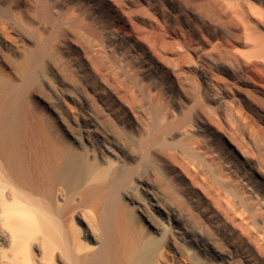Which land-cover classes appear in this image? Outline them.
I'll return each mask as SVG.
<instances>
[{"label": "bare ground", "instance_id": "1", "mask_svg": "<svg viewBox=\"0 0 264 264\" xmlns=\"http://www.w3.org/2000/svg\"><path fill=\"white\" fill-rule=\"evenodd\" d=\"M48 2L0 0L5 27L30 29L10 57L0 50V264H174L167 243L195 249L180 247L174 256L182 264H263L247 245L223 252L189 233L148 176L162 161L186 178L175 159L183 156L188 168L215 183L217 202L237 209L243 225H218L219 233L238 239L251 230L264 238V0ZM62 25L86 36L97 37L98 29L112 34L140 69L134 82L151 122L122 130L128 148L114 136L118 129L72 113L74 126L55 108L56 101L77 100L41 79L54 44L45 27L55 36ZM102 46L108 56L116 47ZM123 61L114 66L126 73ZM43 86L51 100L40 94ZM198 211L214 224L204 206Z\"/></svg>", "mask_w": 264, "mask_h": 264}, {"label": "rangeland", "instance_id": "2", "mask_svg": "<svg viewBox=\"0 0 264 264\" xmlns=\"http://www.w3.org/2000/svg\"><path fill=\"white\" fill-rule=\"evenodd\" d=\"M12 1L15 2L18 0H12ZM48 1L53 3V0H48ZM64 1L69 2L70 0H64ZM49 2H48V5H52ZM26 6L27 5H24V6H21L23 8H21V7L20 8L24 13L27 14L30 11V8L27 6L28 9L26 11ZM78 10L83 11L80 8H78ZM132 12H134V11H132ZM29 13L27 14L28 18L26 17L25 19L27 20L28 23L31 24L32 19L29 20L30 19ZM86 14H87V12H86ZM3 20L6 22L5 19H3ZM0 24L3 27L2 28L0 25V50L4 49L3 52L5 53V56L8 58V56L10 57L11 53H14V51L12 49H14V48L17 49L18 44L20 45V43L22 44L23 42L26 43V41H23L25 39H23L21 36L22 35L25 37L30 36V31H29L30 29H28L30 26H28V28H26L28 30H25L23 28L22 29L19 28V30L21 31V34H20L19 32L15 31L11 25H8L6 23L7 27H5L2 22H0ZM59 26L61 27V25H59ZM60 27H59V29H57L59 32H57V33L55 32V36L53 34L54 32L52 33V31H54V29L51 30V28L49 26L45 27V29H47V31H46V33L45 32L44 33L46 34V36H49V35L51 36V38L48 37L49 38L48 40L51 41L50 43H52V44L54 43V44L53 45L50 44V48H48L49 51L47 50L48 52H46V58L44 57L45 61L43 60L44 63L42 64V67L40 68V72L42 75L41 74L40 75H41V79L50 78L51 80L55 81L58 85L59 91L65 92V93H71V94L76 96L77 100L71 101V100L67 99L64 102H60V103H58L56 101L57 104L54 103L55 108L57 109V111H59L61 113L63 118H65L68 122H70V124H72L74 126H75V121L73 122V119L70 118V117H72L70 115L72 113H75L77 115L79 114L80 116H84L87 118L93 117V119L95 120V122L99 126H102V125H103V127H111L112 126L111 128L118 129L119 130V132L117 131L118 134L115 133L114 136L118 140L124 142V144L127 141L125 144V146H127V143L129 141H128V139H126L127 137L125 138L124 135H126V134H124V132L122 130L123 129L129 130L131 128L133 129V128L137 127L138 124L141 125V124L151 122L149 120L150 114L152 113V112L150 113L151 109H150L149 105L146 102H144V96L142 97L140 88H138V85L134 82V80H136L137 78L139 79V76H140V78L142 76L140 69L137 67V64L135 63V61L130 59V55H129L128 51L125 49L124 45L122 44L120 46V43L118 41H116V38L112 34L107 35L104 32V30L98 29L99 32L97 30L98 34H96L97 37H94V35L92 37V35H90V34H88L89 36L88 35L86 36L85 34H87V33L84 32L85 34H83L81 30H80L81 32L76 30V29H78V27H76V29H74V26H72V27L70 26L72 28V29H70V27L67 28L68 26L66 27V25H62V28H61L62 30L60 29ZM48 29H50V31H48ZM73 29H74V31H73ZM1 30H4V31L2 32ZM100 30L102 33L100 32ZM60 31L63 34H61ZM24 32H28L29 36L25 35L26 33H24ZM18 33L20 34V36ZM104 33L106 34V36ZM92 42H93V45H92ZM116 42L118 43V45ZM14 43H15V45H13ZM110 43L112 44V46H114L116 43V45H115L116 47L114 46L115 47L114 53H112L111 55L108 56V54H105L103 52L104 47L102 45L105 46V45H108ZM10 44H11V46H10ZM60 44H62V45H60ZM73 44L77 45L81 49V51H80V53H78V55H74L72 53L71 46ZM56 47H57V49H56ZM119 52H120V54H119ZM101 54H103V55H101ZM105 56L106 57L108 56V57L106 58ZM120 58L124 60L123 62L126 61L125 63L128 65V69H127L128 72H126V73L115 69V67H116V66H114L115 61L117 59H120ZM110 59L113 62H110ZM61 60H62V62H61ZM46 63H48V64H46ZM107 63L109 65H107ZM63 64H65V66ZM66 64H67V66H66ZM68 65L71 67H69ZM58 67H60V68H58ZM107 68H109L108 73H107V70H108ZM41 69L45 72L41 71ZM69 69H71V70H69ZM77 69L79 70V72ZM131 69H133L134 71ZM137 69H139V70H137ZM63 70H66V71H63ZM132 72H133V74H132ZM135 73H137V74H135ZM128 76H130V77L133 76L132 80H131L132 83L130 81V77H128ZM126 77L129 79H127ZM61 78L64 80H62ZM72 81H74V82H72ZM127 81H129V82H127ZM161 91L162 92H160V93L163 95V93H164L163 89ZM39 92L41 95H43V97L51 100V94L45 86L40 87ZM133 92H135V93H133ZM140 95H141V97H140ZM140 101H141V103H140ZM143 102H144V104H143ZM143 105H144V107H143ZM149 109H150V111H149ZM108 110L112 111L114 113V115L115 114L116 115L113 116L112 114L109 113ZM116 110H117V112H116ZM143 110H146V111H143ZM104 112L105 113L107 112L108 114L107 113L105 114ZM147 113H148V115H147ZM69 115H70V117H69ZM117 117L119 118V121H118ZM132 118H133V120H132ZM146 120H149V121H146ZM142 121H144V122L142 123ZM77 122L80 123L79 121H77ZM120 129H121V132L123 134L120 133ZM121 136H122V138H121ZM130 145L128 143L127 148ZM165 146H167V145L165 144ZM165 146H163L164 149H165ZM175 159H176L177 165L179 167L181 165L180 170L182 171V173L186 174V176L188 178L187 177L185 178L184 176L182 177V176H179L178 174L172 173L175 171H172V169L170 171V169H168V167L166 165H164V163H162V161L158 162V164L156 166V168L158 170H161V171H157V169L154 168L153 172H152L153 174H150L151 176L150 175L148 176L149 182H151L153 190H154L156 196L158 197V199L161 201V203L163 205H165L167 208L171 209L183 221V223L186 224L185 227L189 233H194V232L201 233L205 237L204 239L208 240V241L210 240L211 242L210 241L209 242L217 250H220L223 252L230 251V252H233V254H235V253H237V251L239 250L240 247L244 246V248H246V245H247V248L248 247L250 248V249L248 248L249 252L250 253L252 252V254L253 253L255 254V252L256 253L258 252L260 254V257H261V263L264 262V238L260 239L259 236L256 235L258 237L257 238L256 236H254L255 233L251 232V230L249 231V234L246 233L247 231H244V234H241L242 236L243 235L244 236L242 237L240 235V237H238V239L228 238L224 235H221L218 231V225H220V226L227 225V226H232L233 228H236V227L243 225L241 220H239L240 218H239L238 212L233 211V210H237V209H235V208L233 209L232 206L230 209V207H228V205H226L224 203L217 202V200L215 198L216 193L214 191L215 190L214 188H216V187L213 186V185H215V183L213 181L211 182V180H209L208 178H206L204 176H198L190 167L188 168V166L186 165V161L184 160L183 156L177 157ZM183 166H184V168H183ZM165 167L167 168V170H165ZM162 168H164V170ZM190 169H191V171H190ZM186 170H188L190 173L188 171L186 172ZM156 171H157V173H156ZM166 171H168V173L170 171L172 174L169 173L168 175H166V173H167ZM193 175H195V176H193ZM167 176H169L170 178ZM163 177H165V179ZM161 180H163V181H161ZM167 180H169V182L171 180V182L169 183ZM191 182H192V184H191ZM206 182H208V183H206ZM168 184H169V186H168ZM162 186L163 187L165 186L166 188L165 187L163 188ZM203 187H204V189H203ZM199 188L201 191L199 190ZM174 190H176V191H174ZM202 191L204 194L206 193L207 195L210 196V198L212 197V199H214V201L217 202L215 204L217 208L214 206V204L212 205V203H210V202L208 203L204 200L205 198L202 195L203 193L201 194ZM190 196L191 197L193 196L195 199L193 197L192 198L194 200L189 199ZM199 205L204 206V208L208 212H210V214H212V219L214 221L213 225L208 224L203 219V216L198 211ZM225 206H226V208H225ZM223 208H224V210H223ZM216 209H218V210H216ZM220 210H222V211H220ZM225 212H227V214ZM251 241H252V243H251ZM165 243H167V242L166 241L163 242V245H165ZM261 244H262V246H261ZM167 245H168L167 246V248H168L167 253H168V255L170 254L169 257H173V259L175 258V260H173L174 264H182L181 260L176 261V257H177L176 255L179 254V250L181 248H183V246H184V248H187V249H189L190 246L188 244L185 245L182 243H180L181 248L178 246L179 244L176 246H173V245H170L167 243ZM177 247H179V248H177ZM255 248L258 250H255ZM190 250L193 252L195 251V249H193L192 247L190 248ZM253 250L255 252H253ZM196 256L199 257L197 254H196ZM195 259H196V257H195ZM197 263L200 264L199 259H197ZM235 264H246V263H243L241 261L240 262L236 261Z\"/></svg>", "mask_w": 264, "mask_h": 264}]
</instances>
